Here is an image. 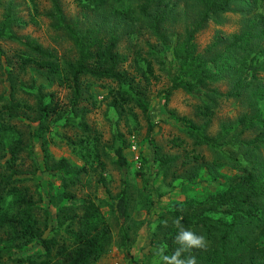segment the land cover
<instances>
[{
	"label": "trees",
	"instance_id": "1",
	"mask_svg": "<svg viewBox=\"0 0 264 264\" xmlns=\"http://www.w3.org/2000/svg\"><path fill=\"white\" fill-rule=\"evenodd\" d=\"M2 1L0 40L18 42L12 27L21 23L12 15V0ZM47 1L55 25L70 38L76 56L72 61H61L56 54L26 37L22 49H15L4 57L2 73L11 85L10 97L1 104L0 110V152L7 149L9 153L4 162L0 160V234L4 237L0 239L4 242L0 248L33 243L43 250L40 259L17 258L16 264H95L111 244L110 225L100 212L95 196L87 194L80 202L74 203L76 194L69 190L88 175L94 162L103 165L98 156L99 141L90 136V129L82 119L86 111L80 107L86 94L83 79L90 77L118 83L119 89L112 92V105L122 111L133 103L142 112L150 130L147 105L140 96L145 95L158 77L153 62L137 47L133 50L130 69L125 68L127 57L117 51V35L112 32L101 34V27L82 29L77 23L66 20L60 0ZM177 1L181 0H74L82 11L91 13L125 17L135 13V20L148 21V32L163 46L169 43L165 24H172L179 15L176 13ZM184 1L194 10L195 18L186 21L181 34H173L175 38L170 40L179 64L164 91V105L168 104L173 92L182 90L192 97L205 99L195 106V113L205 119L213 115L218 99L235 100L246 111L233 122V126L223 123L213 136L190 124V134L195 143L216 152L211 166L218 168L225 164L237 174L223 183L222 192L200 201L175 203L167 208L170 215L167 226L160 224L165 253L171 255L179 247L174 243L178 229L173 220L183 217L181 223L185 228L204 235L208 241L206 250H192L197 264H264V156L260 155L264 151V0ZM31 2L35 9L36 3L34 0ZM227 12H240L241 30L224 37L216 35L208 46L199 51L195 42L197 32L209 19ZM28 67L42 71L49 81L66 89L67 103L60 102L54 92L43 94L39 89L32 92L36 99L34 107L16 100L13 92L15 81ZM220 82L227 85L228 91L218 90L216 84ZM124 85L136 96L130 95L129 90L122 87ZM4 95H0V103L5 100ZM4 110L12 111V120L19 122L10 124L3 119ZM27 110L36 114L40 133L62 121V126H77L83 135L87 134L81 141L87 142L85 145L67 139L73 148L80 151L84 161L82 167H73L64 158L52 160L47 153L44 154L46 167L62 172L63 195L71 201L60 208L59 225L47 236L44 235L46 223L43 227L40 224V208L35 194L22 184L24 178L19 176L26 158L32 155L31 138L34 134L28 132L25 135L21 130V125H26L22 123L20 113ZM132 117H136L135 113ZM9 131L13 138L6 146ZM247 132L251 134L249 137L245 136ZM91 138L93 143H89ZM114 154L122 186L115 211L117 218L123 220L128 215V164L122 148H115ZM122 235L124 239L127 237L125 230Z\"/></svg>",
	"mask_w": 264,
	"mask_h": 264
},
{
	"label": "rangeland",
	"instance_id": "2",
	"mask_svg": "<svg viewBox=\"0 0 264 264\" xmlns=\"http://www.w3.org/2000/svg\"><path fill=\"white\" fill-rule=\"evenodd\" d=\"M6 1L8 0L2 2ZM34 2L35 9L31 0H12V15L21 24L12 27V32L19 38L18 42L0 40V50L3 53L0 58V95L5 94V100L0 103V110L1 104H5L10 97L11 85L2 73L4 57L15 49H22L26 37L56 54L61 61H72L76 56L70 38L63 29L55 25L56 21L50 15L52 9L48 1ZM177 2L176 13L179 12V15L172 24H165L169 43L163 46L148 32V21L135 20V13L130 17L91 13L82 11L74 0H60L67 21L77 23L82 29L101 27V34L112 32L118 36L117 51L127 57L125 68L130 69L133 50L137 47L153 62L158 77L145 95L140 96L147 105L150 130L142 112L133 103L122 111L112 105V92L119 89L118 83L111 80H94L90 77L83 79L86 94L80 107H84L86 111L82 119L90 129V136L99 141L98 156L103 165L94 162L88 175L69 190L76 194L74 203L80 202L87 194L95 196L100 212L110 225L111 244L95 264H162L156 255V249L158 245L165 246L163 227L160 224L164 225V222L170 219L167 208L175 203L200 201L209 195L222 192L223 183L237 174L225 164L218 168L211 166L216 152L203 144L195 143L190 134V124L199 127L206 135L213 136L223 123L233 126V122L246 111L242 104L232 99H218L213 107V115L210 119H205L195 113V106L205 102V99L192 97L182 90H177L170 96L168 104L164 105V91L179 64L170 40L175 38L173 34H181L186 21L195 18V12L189 3L184 0ZM3 8L4 4L0 6V14ZM241 27L240 12H227L209 19L195 36L198 50L202 51L216 35L228 36L239 32ZM141 65L144 66V63L141 62ZM216 86L220 92L229 89L223 82L217 83ZM122 87L127 88L130 95H135L126 85ZM34 89H39L43 94L54 92L60 102L67 103L66 89L49 81L42 71L28 67L17 76L13 87L14 98L34 107ZM2 112L3 119L10 124L19 122L12 120V111ZM132 113H135V118ZM20 115L22 123L26 125H21V130L25 131V135L29 132L34 136L31 138L32 159L26 158L23 172L19 176L24 178L22 184L27 185L35 194L40 208L38 217L41 227L44 222L47 225L44 230V235L47 236L59 225L60 208L69 205L71 201L63 195L64 188L60 178L62 172L47 168L44 154L47 153L52 160L64 158L73 167H82L84 161L80 151L73 148L68 140L85 145L87 142L81 141L87 134L83 135L77 126H62V121L53 124L48 131L40 133L37 129L36 114L27 110ZM7 135L6 146L13 138L11 131ZM250 135L248 132L245 134L246 137ZM92 138L89 143H93ZM118 147L122 148L128 164V215L123 220L117 218L115 211V203L122 187L121 172L114 154V149ZM231 154L234 155V151ZM260 155L264 156V151ZM8 156L7 149L1 150V161ZM59 228L62 233L63 226ZM123 230L127 233L125 239ZM0 239H4L1 234ZM0 245H4V242H0ZM42 252L43 250L33 243L21 246L10 244L0 248V264H16L17 258L40 259Z\"/></svg>",
	"mask_w": 264,
	"mask_h": 264
},
{
	"label": "clouds",
	"instance_id": "3",
	"mask_svg": "<svg viewBox=\"0 0 264 264\" xmlns=\"http://www.w3.org/2000/svg\"><path fill=\"white\" fill-rule=\"evenodd\" d=\"M183 217L173 220V225L178 229L174 243L178 245L171 255L165 254V246L158 245L156 255L162 264H197V257L193 254V249L206 250L208 241L204 235H198L191 229L185 228L181 223ZM167 226V221L164 222ZM188 253L187 256H184Z\"/></svg>",
	"mask_w": 264,
	"mask_h": 264
}]
</instances>
